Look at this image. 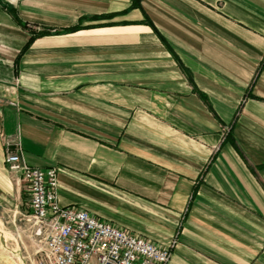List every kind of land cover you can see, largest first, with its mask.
I'll use <instances>...</instances> for the list:
<instances>
[{"label":"crops","instance_id":"obj_1","mask_svg":"<svg viewBox=\"0 0 264 264\" xmlns=\"http://www.w3.org/2000/svg\"><path fill=\"white\" fill-rule=\"evenodd\" d=\"M7 150L56 168L60 206L175 239L167 264H264V0H0V264H21Z\"/></svg>","mask_w":264,"mask_h":264},{"label":"built area","instance_id":"obj_2","mask_svg":"<svg viewBox=\"0 0 264 264\" xmlns=\"http://www.w3.org/2000/svg\"><path fill=\"white\" fill-rule=\"evenodd\" d=\"M7 170L23 181L29 213L22 214L29 250L21 264H167L175 239L167 246L94 217L75 206H60L56 168H34L7 150Z\"/></svg>","mask_w":264,"mask_h":264},{"label":"trees","instance_id":"obj_3","mask_svg":"<svg viewBox=\"0 0 264 264\" xmlns=\"http://www.w3.org/2000/svg\"><path fill=\"white\" fill-rule=\"evenodd\" d=\"M135 1H137V0H135ZM134 3H136V2H133V4H134ZM45 33H46V31L33 32V34L30 35V37H29L27 43L30 42V41H31L33 38H35L36 36H41V35H43V34H45Z\"/></svg>","mask_w":264,"mask_h":264},{"label":"rangeland","instance_id":"obj_4","mask_svg":"<svg viewBox=\"0 0 264 264\" xmlns=\"http://www.w3.org/2000/svg\"><path fill=\"white\" fill-rule=\"evenodd\" d=\"M26 203H28V200L26 201ZM29 207V206H28ZM30 211V210H29ZM29 211L28 212H23V214H27V213H29ZM19 220H21V221H23L22 219H19ZM17 221L18 220H16L15 221V223L17 224ZM26 225H28V223L26 224ZM25 225V226H26ZM21 245V246H20ZM18 248H16L18 251H19V249H20V247H22L23 248V246H22V244H20V242H19V244H18V246H17ZM19 256H20V254H19ZM19 260H20V257H19Z\"/></svg>","mask_w":264,"mask_h":264}]
</instances>
